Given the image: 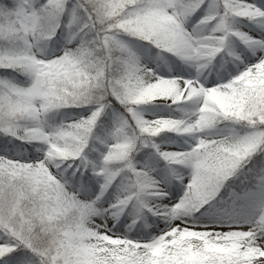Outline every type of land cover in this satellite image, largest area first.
Here are the masks:
<instances>
[{
	"label": "snow or ice",
	"instance_id": "6c2138e0",
	"mask_svg": "<svg viewBox=\"0 0 264 264\" xmlns=\"http://www.w3.org/2000/svg\"><path fill=\"white\" fill-rule=\"evenodd\" d=\"M0 264H264V0H0Z\"/></svg>",
	"mask_w": 264,
	"mask_h": 264
}]
</instances>
